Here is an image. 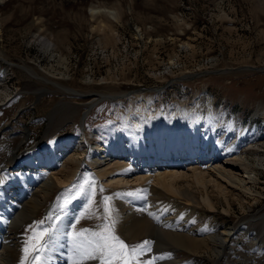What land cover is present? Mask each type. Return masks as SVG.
I'll return each instance as SVG.
<instances>
[{"label": "rangeland", "instance_id": "1", "mask_svg": "<svg viewBox=\"0 0 264 264\" xmlns=\"http://www.w3.org/2000/svg\"><path fill=\"white\" fill-rule=\"evenodd\" d=\"M93 5L112 8L118 19L106 14L92 15ZM0 16V55L4 57H0V70L7 68L0 81V128L21 110L9 122V128L0 131V180L12 152L21 155L24 149L41 141L47 129L53 130L54 121L66 117L63 101L79 104L76 112L70 111L71 117L54 129L59 138L78 137L67 152L78 157V167L67 168L74 176L65 185L51 189L34 217L28 218L21 234L24 245L31 235L29 226L45 221L44 227H54L69 203L78 198L82 206L73 226L76 231L102 230L109 223L110 207L111 218L116 221L115 233L126 244L155 239L153 234L132 238L124 233L112 203L120 188L110 183L104 186L86 154L89 146L114 141L121 135L129 113L138 107L149 115L161 110L170 115L179 105L195 107L207 120L209 101L214 96L212 112L217 122L226 120L229 125L232 121L235 133H241L240 139L244 134V138L250 137L241 142L240 153L248 158L257 151L255 154L264 159V0H4ZM137 25L141 33H136ZM46 39L54 41L55 52L47 48ZM7 61L12 65L8 66ZM23 62L83 93H67L34 78L20 67ZM44 87L47 91L38 97L37 90ZM146 87L151 89L139 91ZM94 92L110 96L94 102L84 117L85 104ZM8 96L11 99L5 101ZM258 175L255 188L262 192L261 200L251 201L252 208L245 202V211L264 205V165ZM132 185L127 188L130 192L134 190ZM33 190L22 198V206L14 207L16 213L23 210L30 214L25 203L33 196ZM224 206L221 201L215 209L200 204V222L211 221L220 231L244 213L238 201L229 211ZM63 234H58V238L69 242L71 236ZM153 246L151 242L148 253ZM46 252L49 253L48 248L43 259ZM71 252L74 251L70 248L66 254L61 253L62 258L65 254L81 264H102L98 259L81 261ZM146 253L141 261L150 260ZM175 255L181 259L177 264H215L206 252L198 255L178 248ZM23 257L24 252L18 264Z\"/></svg>", "mask_w": 264, "mask_h": 264}, {"label": "bare ground", "instance_id": "2", "mask_svg": "<svg viewBox=\"0 0 264 264\" xmlns=\"http://www.w3.org/2000/svg\"><path fill=\"white\" fill-rule=\"evenodd\" d=\"M2 2L4 0H0V4ZM101 6H91V14H106L118 19L119 15L115 10ZM1 29L0 16V32ZM135 31L140 32V26L137 25ZM46 41L47 48L55 52L54 41ZM7 62L8 66L13 63ZM19 65L34 78L50 83L64 92L83 93L40 74L27 63ZM6 70L7 68L0 70V81ZM146 89L151 88H141L139 91ZM45 91V87L37 90V95ZM89 95L92 99L85 104L87 109L83 111L84 117L89 113L88 109L95 105L94 102L110 96L98 92ZM213 97L209 101L207 120L202 118L201 110L198 111L195 107L179 105L170 115L166 110L155 111L151 115L144 114L143 108L138 107L129 113V121H125L121 135L114 141L100 142L86 149L90 165L103 180V185L110 183L116 189L120 188L113 195L112 203L117 208L116 219L124 233L132 238L145 234L154 235L155 239L151 238V242L155 244L152 254H146L150 260L156 258L155 264H177L181 261L175 255L178 248L198 255L206 252L210 258L215 259V264H264V205L254 211H245V202L252 208L251 201L255 203L261 200L262 192L255 187L259 178L258 170L264 165V159L261 154H255L257 151L248 158L240 153L241 142H246L250 137L246 135L244 138L243 132L244 136L240 139L238 134L241 133H235L232 121L229 125L226 120L217 122L216 115L212 112L215 105ZM4 99L10 100L11 97ZM2 101L0 98V105ZM62 103L67 108V114L59 122L54 121L53 130L59 129L79 105L66 101ZM55 107L49 114H52ZM20 111L19 108L8 124L16 119ZM49 123L48 121L47 127ZM8 124L0 128V131L9 128ZM183 124V139L180 140L177 131L179 125ZM53 130L47 129L41 141L24 149L21 155L12 152L14 154L9 158L10 163L5 164V173L0 180V209H4V213L0 212V264L19 263L24 248L21 234L28 218L42 206L51 189L65 185L74 176L67 168L72 165L78 167V157L67 153L78 137L73 139L70 135L59 138L58 131ZM191 132L195 135H191ZM28 134L29 129L26 127V135ZM221 134L225 136L220 139ZM178 144L182 145L177 148ZM207 144L218 148L214 147L210 151ZM131 185L134 190L130 192L127 188ZM32 189L33 196L25 203L30 214L26 215L23 210L16 213L13 208L21 204L22 198ZM220 201L226 205V211L230 210L234 201H238L244 213L233 225L217 231L211 221L205 224L200 222L202 218L199 207L200 204H205L210 209H215ZM81 206L80 198L70 202L60 222L49 227L52 235L47 241L49 253L46 252L43 264H73L75 261L74 256L65 257V252H69L70 248L73 250L71 237L67 242V239L61 241L57 235L63 237V233H68L71 236L73 232H79L73 226L77 222ZM51 219L56 220L54 216ZM85 230L82 238H91L95 232L88 228ZM61 253H65L63 258ZM42 254L44 257L45 254ZM189 263L187 261L186 264Z\"/></svg>", "mask_w": 264, "mask_h": 264}, {"label": "snow or ice", "instance_id": "3", "mask_svg": "<svg viewBox=\"0 0 264 264\" xmlns=\"http://www.w3.org/2000/svg\"><path fill=\"white\" fill-rule=\"evenodd\" d=\"M109 223L102 230L92 233L91 238H82L86 230L71 234L74 253L79 260L99 258L102 264H155V257L141 261L145 252L151 251L150 241L138 245H128L115 233L116 221L111 218L108 208ZM45 221H37L35 226H29L30 237L25 241L24 257L20 264H43L42 253L45 252L47 241L52 235V229L44 227ZM73 264H78L74 261Z\"/></svg>", "mask_w": 264, "mask_h": 264}, {"label": "water", "instance_id": "4", "mask_svg": "<svg viewBox=\"0 0 264 264\" xmlns=\"http://www.w3.org/2000/svg\"><path fill=\"white\" fill-rule=\"evenodd\" d=\"M39 96H40V94L38 95V97H39ZM97 102H98V101H97ZM97 102H96V103H97ZM96 103H94V104H96ZM92 106H93V105H92ZM90 108H91V107H90ZM82 119H83V118H82ZM46 127H47V126H46ZM45 130H46V129H45ZM44 134H45V132H44ZM3 211H4V209H0V212H1V213H3Z\"/></svg>", "mask_w": 264, "mask_h": 264}]
</instances>
